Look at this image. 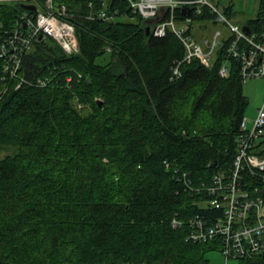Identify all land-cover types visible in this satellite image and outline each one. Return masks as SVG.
Returning a JSON list of instances; mask_svg holds the SVG:
<instances>
[{
  "label": "trees",
  "instance_id": "obj_1",
  "mask_svg": "<svg viewBox=\"0 0 264 264\" xmlns=\"http://www.w3.org/2000/svg\"><path fill=\"white\" fill-rule=\"evenodd\" d=\"M107 2L110 20L70 18L78 52L39 36L15 75L0 57V145L17 148L0 159V264H210L221 249L220 238L188 234L195 215H221L205 187L232 167L250 103L232 35L212 60L187 57L172 30L148 35L126 0ZM258 3L252 30L264 24ZM24 11L0 2V48ZM223 12L239 16L232 3ZM190 15L216 18L208 8Z\"/></svg>",
  "mask_w": 264,
  "mask_h": 264
},
{
  "label": "built area",
  "instance_id": "obj_2",
  "mask_svg": "<svg viewBox=\"0 0 264 264\" xmlns=\"http://www.w3.org/2000/svg\"><path fill=\"white\" fill-rule=\"evenodd\" d=\"M133 13L143 19H153L151 32L155 36H165L172 30L185 44L187 57L202 56L212 60L215 48L232 35L228 46L229 55L241 62V74L244 80L251 77H264V24L259 30L247 33L244 26L234 23L219 9L212 0H126ZM0 2L35 5V9L25 8L19 15L17 25L8 32L0 48L4 71L15 75L23 61L25 53L32 47L33 41L41 36L55 39L69 54L79 51L80 44L76 24L70 19L81 15L91 20H110L116 15L109 11L107 0L96 5L94 0L88 3L89 9L76 11L63 0H0ZM208 8L217 20L224 21L230 28L229 35L218 30L213 38H204L198 42L192 33L191 23L197 14ZM182 10V15L178 14ZM117 13V11H116ZM181 22L179 26L177 23ZM176 73L178 70L175 71ZM222 75L229 73L226 63L221 68ZM40 84L45 81L40 80ZM238 152L229 170L214 176L213 182L205 187L210 206L222 209L220 216L195 215L189 221L191 230L188 239L206 241L220 238L222 254L226 262L231 258H254L264 256V107L259 108L252 126L249 127L246 116L240 125ZM175 226L182 224L174 219ZM122 264H153L148 262H124Z\"/></svg>",
  "mask_w": 264,
  "mask_h": 264
},
{
  "label": "rangeland",
  "instance_id": "obj_3",
  "mask_svg": "<svg viewBox=\"0 0 264 264\" xmlns=\"http://www.w3.org/2000/svg\"><path fill=\"white\" fill-rule=\"evenodd\" d=\"M216 3L219 9H224L225 6L232 3L234 8L239 12V16L232 18L234 23L244 26L245 21L249 17H255L258 11L259 0H212ZM179 26L181 22L177 23ZM191 31L196 36L198 42L203 43L204 38H213L214 33L218 30L224 34L229 35L231 30L229 26L224 22L217 20V18H202L195 19L191 23ZM244 92L249 97L250 103L246 110V119L248 126L251 127L254 118L258 114V110L264 107V77H251L244 81ZM77 109L84 115L90 112L89 108L83 107L78 104ZM264 139V135L261 137ZM17 148L12 145H0V159L7 155L16 153ZM207 257L210 259V264H225L226 259L222 254L220 248L210 250L207 253ZM228 264H240L239 259L231 258Z\"/></svg>",
  "mask_w": 264,
  "mask_h": 264
},
{
  "label": "water",
  "instance_id": "obj_4",
  "mask_svg": "<svg viewBox=\"0 0 264 264\" xmlns=\"http://www.w3.org/2000/svg\"><path fill=\"white\" fill-rule=\"evenodd\" d=\"M25 8H28V9H35V5H32V4H25L24 5ZM153 21V19H148L146 20V23H147V27H146V33L148 35L151 34V22ZM244 30L247 32V33H250L251 32V29L248 25L244 26Z\"/></svg>",
  "mask_w": 264,
  "mask_h": 264
},
{
  "label": "bare ground",
  "instance_id": "obj_5",
  "mask_svg": "<svg viewBox=\"0 0 264 264\" xmlns=\"http://www.w3.org/2000/svg\"><path fill=\"white\" fill-rule=\"evenodd\" d=\"M181 173V172H180Z\"/></svg>",
  "mask_w": 264,
  "mask_h": 264
}]
</instances>
